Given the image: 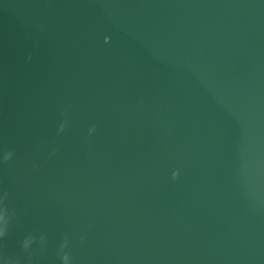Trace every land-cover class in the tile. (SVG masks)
Masks as SVG:
<instances>
[{
  "label": "water",
  "instance_id": "95a60500",
  "mask_svg": "<svg viewBox=\"0 0 264 264\" xmlns=\"http://www.w3.org/2000/svg\"><path fill=\"white\" fill-rule=\"evenodd\" d=\"M4 188L34 264H264V0H0Z\"/></svg>",
  "mask_w": 264,
  "mask_h": 264
},
{
  "label": "clouds",
  "instance_id": "9594fccd",
  "mask_svg": "<svg viewBox=\"0 0 264 264\" xmlns=\"http://www.w3.org/2000/svg\"><path fill=\"white\" fill-rule=\"evenodd\" d=\"M105 39L107 40L108 38L106 37ZM31 58V54H29L27 60H31ZM67 124V110H65V119L61 122L58 132H63ZM95 130V125H93L89 129V134L91 135L95 132ZM56 151L57 150L53 148L49 158L55 155ZM14 154V149L3 150V162L10 161L13 158ZM176 175V173H173L174 177ZM11 204L12 196L10 191L6 188L0 189V237H5L8 234L9 225L12 223L13 218L16 216V211L11 207ZM80 239L81 242H83L85 237L82 236ZM33 244L36 245L35 249H33L32 247ZM20 246L23 253L26 254V260L23 259L20 255L13 257L0 252V262H2V264H34L36 255L39 254L42 256L46 252L49 246V241L43 233L39 235L28 233L21 241ZM56 255L59 257L60 264H74L73 253L70 250V239L67 234L63 236L61 242L57 246Z\"/></svg>",
  "mask_w": 264,
  "mask_h": 264
}]
</instances>
